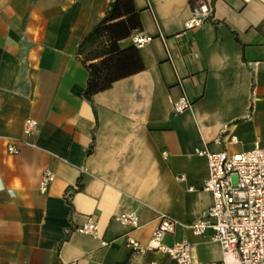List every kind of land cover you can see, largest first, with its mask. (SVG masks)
Returning <instances> with one entry per match:
<instances>
[{
	"label": "crops",
	"instance_id": "1",
	"mask_svg": "<svg viewBox=\"0 0 264 264\" xmlns=\"http://www.w3.org/2000/svg\"><path fill=\"white\" fill-rule=\"evenodd\" d=\"M109 1L0 0V264H176L126 244H145L163 216L177 222L164 244L186 239L192 264L220 260L210 231L187 227L212 202L194 148L264 147V4L203 0L210 15L186 28L188 0H133L135 32L151 37L136 47L144 69L87 100L77 48ZM182 96L190 107L172 112ZM27 118L37 122L31 136ZM222 127L235 144L214 143ZM127 212L138 216L133 230L112 220ZM88 216L95 237L75 230Z\"/></svg>",
	"mask_w": 264,
	"mask_h": 264
},
{
	"label": "built area",
	"instance_id": "2",
	"mask_svg": "<svg viewBox=\"0 0 264 264\" xmlns=\"http://www.w3.org/2000/svg\"><path fill=\"white\" fill-rule=\"evenodd\" d=\"M240 1L248 3L252 0ZM257 1L264 4V0ZM210 13V3L200 0L191 9V16L185 27H200ZM150 40V36L141 32L131 35L132 45L135 47H141ZM190 105L191 101L182 96L172 103V112H182ZM36 128L35 120H24L23 132L26 136H31ZM222 142L235 144L237 138L228 134L226 127H222L214 143ZM7 151L16 153L18 148L8 146ZM194 153L206 160L208 175L202 190L211 195L212 202L205 213L187 227L197 235L210 231L211 241L217 243L221 250L220 260L213 264H264V147L255 144L245 151H211L207 144H203L202 147H195ZM53 178L51 171L43 172L39 181L41 193L47 190ZM182 179L180 176L179 180ZM79 188L76 184L67 189L65 198L70 199ZM112 220L129 230L138 226V216L134 212L115 215ZM176 223L163 216L145 244L130 237L126 238V244L131 251L139 254L160 251L176 264H192L191 245L186 239L175 241L171 245L163 243L165 234L171 232ZM75 230L92 237L97 236V224L90 216ZM146 264L158 263L149 261Z\"/></svg>",
	"mask_w": 264,
	"mask_h": 264
},
{
	"label": "trees",
	"instance_id": "3",
	"mask_svg": "<svg viewBox=\"0 0 264 264\" xmlns=\"http://www.w3.org/2000/svg\"><path fill=\"white\" fill-rule=\"evenodd\" d=\"M199 1L188 0L191 9ZM139 30L141 21L133 0H110L104 16L77 48L78 58L88 73L82 92L87 100L95 93L108 89L115 81L144 69L134 45L119 46V41Z\"/></svg>",
	"mask_w": 264,
	"mask_h": 264
}]
</instances>
